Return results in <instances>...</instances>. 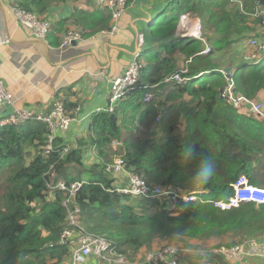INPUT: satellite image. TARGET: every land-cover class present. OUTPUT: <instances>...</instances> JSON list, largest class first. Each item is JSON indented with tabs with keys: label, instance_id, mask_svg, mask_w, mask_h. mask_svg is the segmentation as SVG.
<instances>
[{
	"label": "trees",
	"instance_id": "trees-1",
	"mask_svg": "<svg viewBox=\"0 0 264 264\" xmlns=\"http://www.w3.org/2000/svg\"><path fill=\"white\" fill-rule=\"evenodd\" d=\"M10 1L44 20L55 8L73 9L50 29L47 40L52 46L59 45L56 36L62 33L74 31L86 40L116 24L110 12L98 10L90 0ZM185 13L200 18L204 41L177 36ZM149 35L137 58V82L113 112L94 113L75 143L56 135L54 150L45 156L48 124L0 127V264H69L73 245L60 244L70 229L64 207L68 195L47 185L59 182L68 187L84 183L72 202L81 227L104 237L129 263L144 258L157 242H217L216 249L264 242V204L242 203L222 211L211 203L232 197V185L242 176L264 188V117L221 95L233 81L238 96L264 105V55L259 64H236L240 45L250 38L264 39V0H170L151 21ZM207 46L211 53L202 55ZM230 67L232 73L224 74ZM180 68L187 70L183 78L188 82L165 83ZM202 73L208 74L197 79ZM147 93L156 100L144 102ZM63 104L71 116L80 106L73 93ZM93 150L97 158L87 167L85 154ZM115 158H122L125 170L150 186L196 191L199 201L180 202L171 212L169 200L118 191L126 187L121 176L106 171ZM206 257L182 260L217 264Z\"/></svg>",
	"mask_w": 264,
	"mask_h": 264
},
{
	"label": "built area",
	"instance_id": "built-area-1",
	"mask_svg": "<svg viewBox=\"0 0 264 264\" xmlns=\"http://www.w3.org/2000/svg\"><path fill=\"white\" fill-rule=\"evenodd\" d=\"M8 2V8L18 20V23L31 32L37 39L47 41V36L52 28L50 21L41 19L39 16L23 11L19 6H15L10 0H3ZM94 6L104 12H110L115 22H117L125 13L129 0H90ZM113 31L116 30L115 25ZM177 35L182 38L192 39L196 41H204L203 24L199 18H196L192 13H185L181 15L178 23ZM83 41L79 33L70 31L64 35L62 46L71 45ZM11 43L10 39L0 41V46H6ZM250 46L254 49V53L244 57L246 62L260 63L264 55V39L251 40ZM211 47L207 46L201 53L202 55H209ZM139 64L135 61L126 73L116 79L108 96V105L105 110L113 112L116 104L121 100L127 89L134 85L138 80ZM187 70H181L168 78L166 83H175L184 85L189 79L183 78L187 74ZM205 74L202 73L196 78H201ZM222 97L231 101L234 106L241 105L249 106V112L261 116L263 111L262 104H256L251 100L237 95L234 89L233 81H229L228 85L222 92ZM156 100L153 93L145 95L144 102L151 103ZM100 111V110H99ZM80 107L77 108L75 115H69L64 108V104L56 103L50 113L33 112L25 108H18L12 95L6 90L3 83L0 81V127L8 124L23 125L29 121H40L46 123L50 127V134L48 136L47 145L44 149V155L49 156L54 150V139L60 133L69 132L73 126L82 123V115L80 114ZM263 117V116H262ZM161 117H159L160 119ZM157 119V121H159ZM114 146L117 142H113ZM68 153V148H65L62 156ZM106 171L113 176H121L122 182L126 187H119L117 190L129 194L139 199H158L169 200L171 207L170 211H175L180 202L191 203L199 201V192H184L181 189H164L160 186H150L146 181L140 177L133 175L125 170V163L122 158L115 159L111 164L106 165ZM53 168V167H52ZM51 168V169H52ZM128 179H127V178ZM48 189L52 192L59 190L68 195L64 202V207L68 210V220L70 229L66 230L61 236L60 244L73 245L72 258L70 264H88L90 261L97 262V264H107V261L112 263L124 264H190L185 261L192 252L183 248L168 247L163 250L149 252L142 262L129 263L125 258L114 253L111 243L104 237L94 235L86 232L79 223V210H72V202L77 191L84 185V183H74L70 187L65 182H59L56 185L48 183ZM233 196L229 199L211 202L216 208L222 211H229L233 208H238L242 203H255L258 205L264 204V188H260L249 183L246 176L232 185ZM207 256H222L224 260L229 263H238L245 257H261L264 256V242L259 243L256 240H250L238 246L228 248H212L205 252ZM182 257L184 259L182 260Z\"/></svg>",
	"mask_w": 264,
	"mask_h": 264
},
{
	"label": "crops",
	"instance_id": "crops-1",
	"mask_svg": "<svg viewBox=\"0 0 264 264\" xmlns=\"http://www.w3.org/2000/svg\"><path fill=\"white\" fill-rule=\"evenodd\" d=\"M130 1L125 13L116 22L115 31L112 29L77 44L61 47L63 33L56 36L57 46H52L48 40L37 39L18 23L8 8V2L0 0V41L11 40L9 45L0 46V81L12 95L15 105L33 112L50 113L56 103H62L69 93H73L80 103L82 123L60 134L69 143H75L84 135L93 114L107 107L113 82L126 73L149 44L150 21L164 12L170 2ZM71 10L68 6L55 8L48 14L47 21L53 26L68 18ZM246 44L247 41L236 51L237 65L255 52ZM91 156L97 158L94 150L86 152L85 159L89 161ZM144 258L135 262H142ZM257 258L244 259L245 264H258L264 256ZM88 264L97 262L90 261Z\"/></svg>",
	"mask_w": 264,
	"mask_h": 264
},
{
	"label": "rangeland",
	"instance_id": "rangeland-1",
	"mask_svg": "<svg viewBox=\"0 0 264 264\" xmlns=\"http://www.w3.org/2000/svg\"><path fill=\"white\" fill-rule=\"evenodd\" d=\"M176 8V7H175ZM175 8H174V10H175ZM157 14V12L156 13H153L152 14V17H154L155 15ZM256 40V41H258V39H256V38H250L249 40H248V42H247V44H246V46L247 47H249V45H248V43L251 41V40ZM246 43V42H245ZM244 43V44H245ZM244 44H242V45H244ZM250 48V47H249ZM181 69V68H180ZM256 104H260V103H256ZM263 106V111H262V115L261 116H263L264 117V105H262ZM93 155H95V154H93ZM91 159V160H90ZM90 159H89V161H88V159H86V165H88V166H90V164L92 163V162H94V157H90ZM87 166V167H88ZM261 188H263V187H261ZM214 243H216L217 244V242H213L212 244H207V245H209V246H206V244H202V243H194V245L193 246H184V244H182V243H178V242H176V243H172V244H167L166 242H164V243H161V242H157L155 245H154V248H155V250L154 251H159V250H163V249H165V248H168V247H177V248H183V249H186V250H189V251H191L192 253L190 254V257H193L194 259H197V257H199V256H202V255H204L205 254V252H207L208 250H210L211 248H213V247H216L217 248V246L216 245H214ZM198 247H200V248H198ZM223 247V246H222ZM151 252H153V251H151ZM244 259H246V260H249V259H258L257 257H250V256H248V257H245V258H243L240 262H238V263H234V264H245V261H244ZM110 260L111 261H107V264H110V262H113L112 261V258L110 257ZM258 264H264V259L263 258H261L260 260H258V262H257ZM112 264H120V263H112ZM199 264H206V263H199Z\"/></svg>",
	"mask_w": 264,
	"mask_h": 264
},
{
	"label": "water",
	"instance_id": "water-1",
	"mask_svg": "<svg viewBox=\"0 0 264 264\" xmlns=\"http://www.w3.org/2000/svg\"><path fill=\"white\" fill-rule=\"evenodd\" d=\"M77 44V43H75ZM233 71V68H226L224 69L223 73L226 74V75H229L231 74ZM208 259V258H206ZM211 260H214L217 264H229L226 260H224V258L222 256H212L210 258Z\"/></svg>",
	"mask_w": 264,
	"mask_h": 264
},
{
	"label": "clouds",
	"instance_id": "clouds-1",
	"mask_svg": "<svg viewBox=\"0 0 264 264\" xmlns=\"http://www.w3.org/2000/svg\"><path fill=\"white\" fill-rule=\"evenodd\" d=\"M180 17H181V16H180ZM196 18H198V17H196ZM199 19H200V18H199ZM152 20H153V19H152ZM152 20H151V21H152ZM151 21H150V23H151ZM177 36H178V35H177ZM178 37H179V36H178ZM258 40H259V39H258ZM249 46H250V42H249ZM250 47H251V46H250ZM251 48H252V47H251ZM252 49H253V48H252ZM253 50H254V49H253ZM140 54H141V53H140ZM243 61H244V60H243ZM244 62H246V61H244ZM248 63H255V62H248ZM255 64H259V63H255ZM181 70H184V69H181ZM223 71H224V70H223ZM197 79H198V78H197ZM165 83H166V82H165ZM172 84H175V83H172ZM176 85H178V84H176ZM181 86H182V85H181ZM94 151H95V150H94ZM115 159H117V158H115ZM115 159H114V160H115ZM114 160H113V161H114ZM251 185H252V184H251ZM260 188H261V187H260ZM258 242H259V241H258ZM259 243H260V242H259ZM262 243H263V242H262ZM211 257H212V256H211ZM206 258H209V257H206ZM206 258H205V259H206ZM228 263H229V262H228ZM229 264H233V263H229Z\"/></svg>",
	"mask_w": 264,
	"mask_h": 264
}]
</instances>
